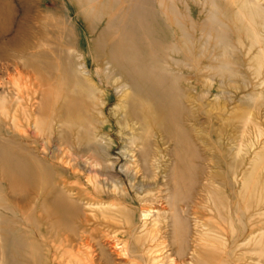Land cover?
<instances>
[{
    "label": "bare ground",
    "instance_id": "6f19581e",
    "mask_svg": "<svg viewBox=\"0 0 264 264\" xmlns=\"http://www.w3.org/2000/svg\"><path fill=\"white\" fill-rule=\"evenodd\" d=\"M67 1L75 7L76 20L82 22L85 32L75 20L62 18L54 23L50 16L44 21L58 37L59 47L47 34L38 38L39 31L22 28L10 39L18 45L20 55L17 90L22 116L17 121V138L11 141L17 152L7 149L9 143L0 144V169L9 185L15 184L16 204L21 209L14 210L11 220L12 212L0 186V264H24L28 261L25 257L32 254L37 260L38 242L26 240V229H20V222L32 221L28 231L41 237L39 221L52 240L64 236L61 243L80 252L91 245L85 235L92 231L89 223L93 209L103 205L104 199L124 201L130 197L126 187L129 179L118 177L108 168L104 139L96 131L98 123L105 127L108 121L99 114H103L100 108L110 100L113 90L122 92L115 111H122L118 123L123 131H132L127 133L133 159L128 169L155 180V162L163 158L162 146L171 144L168 182L156 178L153 186L162 193V186L172 184L169 197L164 199L171 206V236L177 243L179 261L184 262L191 254V264H209L213 248L205 243L203 251L199 244L191 249L189 242L188 215L192 213L186 209L187 201L196 195L199 175L205 173L200 163L204 157L194 137L196 129L190 123L204 109L212 124V111H219L216 118L224 123L220 131L225 135L226 128H232L228 150L214 146L223 151L220 182L228 191L223 198L226 207L217 213L232 230V244L225 247L223 262L238 264L245 260V254L237 252L258 230L247 225V212L252 207L246 196L247 184H255L251 174L264 161L262 0ZM55 30L59 36H55ZM82 37L88 41V49H83ZM46 46L54 51L42 49ZM191 78L202 80L195 87L190 85ZM208 79L219 83L218 96L209 88L201 89ZM208 95L217 97L208 101ZM155 133L160 134L157 139H153ZM77 157H86L90 165H82ZM54 168L61 171L62 180L57 185L53 184ZM141 183L142 193L150 189V182ZM76 184L89 185L92 191H84L85 187L80 190ZM205 189L213 199L223 200L217 190ZM24 206L32 210L29 217L23 214ZM139 209L141 216L149 211ZM135 210L129 214L135 216ZM32 217L37 218L36 225ZM73 218L79 219V225L72 223ZM127 223H131L130 218ZM136 229L129 228L131 234H136ZM15 232L10 251L21 255L20 260L10 258L6 248V240L11 241ZM125 250L144 264L159 260L132 248Z\"/></svg>",
    "mask_w": 264,
    "mask_h": 264
},
{
    "label": "rangeland",
    "instance_id": "374dc122",
    "mask_svg": "<svg viewBox=\"0 0 264 264\" xmlns=\"http://www.w3.org/2000/svg\"><path fill=\"white\" fill-rule=\"evenodd\" d=\"M262 3L264 4V0H262ZM50 16H53L54 23L62 18L75 20L80 30L86 31L82 22L76 20L75 7L68 4L67 0H0V144L3 145V142L5 145L9 143L7 149L14 154L17 151H15V145H13L11 141L15 142L17 138V136H15L17 133V121H19V119L21 121L22 116L19 111V97L21 96L18 94L17 90L18 71L22 68L19 63L20 55L18 53V45L15 44V42L11 43L10 39L22 28L27 32L39 31L37 34L39 35L38 38L47 34L48 37L54 39L53 45L56 46V48L59 47L58 43H60V41L57 39L58 37L56 38L53 36V29L48 24V26H46L44 21L46 18L51 19ZM60 25H62V23ZM97 25L99 29L103 27V24H95V26ZM5 27L7 28L3 30ZM54 32L56 33L55 36H59L56 30ZM94 35L96 34L92 36ZM86 36L91 37V34H86L85 37ZM81 42L84 50L89 48L86 39L82 37ZM43 48H46V50L50 52L54 51L48 48V46L42 47V49ZM200 80L202 79L191 78L190 85L193 84L196 87L200 84ZM205 82L207 86L201 89L209 88L211 94L212 92L218 93V96L221 91V89L218 88L219 83H213L212 80L209 79L207 81L205 80ZM121 95L122 92L113 90L110 94V100L105 105L101 106L100 109L103 110V114H99V117L108 121L105 123V127L102 126L103 123H98L96 125L98 127L96 131L99 136L104 139L103 146L106 150L105 158L108 160V168L112 172H116L118 177L122 176L129 179L126 187L128 188V195L130 197L124 200L125 203L121 201L122 199L120 201L104 199L102 201L103 205L93 209V215H90L91 222L89 223V227L92 228V231L91 234L88 233L85 235V240L89 241L91 245L83 247L80 249V252L76 251V248L67 249L66 244L64 245L61 243L64 236H62L61 239L54 238L52 240L50 234L45 231V225L39 224V221V228L41 227L43 229V231L41 230V237L34 236V234L32 235L31 232L28 231V229H30L28 226L31 225L32 221L27 220V223L20 222V229H26V240L38 242L40 248L39 251H36L38 252L37 260L34 259L32 254L29 255V257H25L28 261L24 264H144L139 257L131 255L126 251V248H132L136 253H143L148 258L158 256L159 260H156L155 264H191L193 262L191 254H188L183 262L179 261V256H177L175 252L177 243L172 240L173 236H171V206L164 200L167 196L169 197L172 184L170 183L169 185L162 186V193L159 191L160 188L156 185L153 186L156 178L158 182H168V167L172 164V158L168 154L171 144L168 143L162 146L164 153L162 154L163 158L160 159L159 162H155V165H157V177L155 180H153L151 176L145 177L142 172H136L134 168L128 169L133 159L131 150L129 146H127V133L129 134L132 131L129 128L123 131L122 126L118 123L122 118V111L115 112L118 108L117 106ZM217 96L214 95L210 97V95H208L207 99L208 101H212ZM103 98L105 99V97ZM205 109H208L207 106H205ZM203 110L201 109L198 111L197 114L199 115H197L196 121L190 123V125L192 124L196 129L194 137L204 157L200 163L204 167L205 173L199 175V183L194 192L196 195L193 199L187 201L186 209L188 207L192 214L188 215L184 212L183 214L185 216L187 214L190 220L191 229L189 242L192 245L191 249H193L196 244H199L202 245L201 251H203L206 243L213 248L209 256V264H224L223 259L226 256L225 247L232 244V230L217 212L220 211L219 209L226 207L225 199L223 198L228 191L220 182L224 173V169L221 167V153L229 148L228 142L232 128L227 127L226 132L228 135L226 133L224 135V133L220 131L224 123L216 118V114H218L219 111H212L215 119L214 123L210 124V122H208L209 115ZM135 127L137 128L138 125ZM155 134L153 139H157L160 135L159 133ZM263 140L264 136L261 138V141ZM215 144L222 146L223 151L221 152L217 147L214 148ZM77 160L81 162L82 165L85 163L90 165L86 157H77ZM66 166L69 165L66 164ZM1 169L0 186L2 192L6 195L5 200L7 201V208L12 212L11 214L7 211L12 220L14 219L13 217H15L14 210H17V207H19L16 204L15 184L9 185L8 180L4 178L1 173ZM57 169L54 168V170H52L54 171L53 184L55 185L62 180V178L60 179L61 171L59 172ZM255 171L256 175L255 173L251 174L252 177L255 176V184H247L248 188L246 190V196H248L249 203H251L250 205L252 206L251 210L247 212V225L249 229L256 226L258 230L256 234H252L242 247L239 248L237 253L245 254V260L239 261L238 264H264V161L259 162ZM84 180L86 181L85 178ZM70 181L74 180L71 179ZM143 181L144 183L150 182L151 187L149 190L142 193L139 188L143 187L141 186V182ZM132 183L134 187H132ZM77 186L79 188L85 187L84 191H86V189L89 192L92 191V187L89 185L82 186L76 184V187ZM206 186L217 190V192L223 196L222 199L224 201L221 199H213L206 191ZM81 188L80 190H82ZM115 195L118 197L120 193H115ZM160 195L164 196L163 200H161ZM142 198L143 201L140 200ZM113 201L115 204H110ZM139 207H142L143 210L145 208L151 212L145 211L141 216V209H139ZM133 208L136 209L135 216H132ZM25 209H22V211H24L23 214L25 217H29L32 210H27V206ZM158 209L161 211L159 212ZM129 212H132V214L130 215ZM159 213L162 214V216L160 215L159 217ZM32 218L34 220L33 223L36 225L37 218ZM32 218L30 219L32 220ZM129 218L131 220L130 224L127 223ZM78 222V218H73L72 223L74 225H77ZM15 224L16 220H13L11 226L14 227ZM133 227L137 228L136 234H131L132 232L129 230V228L131 229ZM17 233L18 232H15L14 235L10 236L12 238L11 241L6 240L9 246L6 248L9 250L10 258L12 257L15 260H20L22 259L21 255L17 252L10 251V244L11 242L15 243ZM165 241L166 243L164 244ZM102 245L103 248H105V253L109 254V259L104 256ZM189 251L191 252L192 250ZM200 253L201 252H198V254Z\"/></svg>",
    "mask_w": 264,
    "mask_h": 264
}]
</instances>
